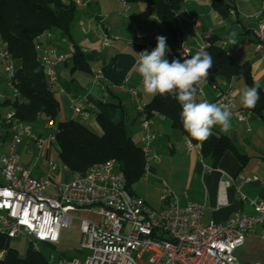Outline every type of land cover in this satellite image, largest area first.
<instances>
[{"label": "built area", "instance_id": "obj_1", "mask_svg": "<svg viewBox=\"0 0 264 264\" xmlns=\"http://www.w3.org/2000/svg\"><path fill=\"white\" fill-rule=\"evenodd\" d=\"M91 1L97 0H74L77 5ZM152 17L159 19L156 14ZM255 18L254 47L264 57V19ZM97 24L101 33L99 47L111 46L113 39L105 33L100 20L90 17L79 21L82 31L89 26L95 28ZM185 24L195 34V46L179 31ZM169 26L173 31L172 41L167 42L170 52L166 58L169 61L190 58L200 48L207 50L213 43L221 49L227 45V41L219 37L211 40L212 34L208 30L198 32L201 28L199 18L188 16L181 9L173 13ZM156 37L154 30L136 34L131 42L136 49L135 65L138 66L140 52H151L156 47ZM64 42L66 38L52 29L43 30L33 40L35 59L52 91L57 88L54 94L66 93L56 73L57 67L72 57L73 49L64 51L58 47V43ZM80 50L84 51L83 48ZM0 63L6 74V90H0L1 110L3 102L19 97L15 85L17 61L2 39ZM92 80L97 86L95 99L98 104H107L110 92L115 88L134 102L142 129L145 169L150 163H159L162 156L153 150L152 143L156 138L154 118L161 115L155 111L149 114L137 87L130 83V76L126 74L120 82L113 84L101 69H96L92 72ZM138 83L143 86L141 76ZM67 96L73 119L96 117L97 105L88 100L87 93H67ZM204 96L198 85L197 101L207 100ZM210 102L229 105L232 118L250 129V111L236 105L231 87ZM41 127V131L36 132L32 122L18 118L10 107L0 111V234L9 239L27 236L30 248L38 254L42 264H248L241 262L235 251L256 224L264 223V201L250 199L241 192L242 184L253 181L254 175L244 172L232 175L216 169L221 174V193L224 194L230 186L234 187L239 198L248 202L254 213L248 214L239 208L224 221L204 222L203 205L194 201L179 205L178 194L165 183L162 190L165 205L157 210L150 208L141 197L129 191L125 175L115 166L113 159L95 162L83 172H73L62 164V168L72 174V178L63 183L54 182L48 175L34 176L31 166L22 162L18 149L25 139H30L36 149L33 162L36 165L46 145L55 144L56 140L55 119H45ZM183 146L186 151L197 153L200 159L203 157L200 142L186 138ZM47 164L50 169L57 165L53 157L47 160ZM205 169L215 168L205 166ZM49 186L54 193L46 191ZM181 194L186 197V190ZM76 211H90L97 219L76 216ZM77 220L79 242L72 245L80 252H87L83 258L57 252L60 245L71 244L62 240L61 234L64 232L71 237ZM144 254H147L145 262L141 260Z\"/></svg>", "mask_w": 264, "mask_h": 264}, {"label": "crops", "instance_id": "obj_2", "mask_svg": "<svg viewBox=\"0 0 264 264\" xmlns=\"http://www.w3.org/2000/svg\"><path fill=\"white\" fill-rule=\"evenodd\" d=\"M93 2L78 5V7H82L83 14V17H80L78 20V26L80 27V20L96 17L101 21V26L105 33L108 34V31L110 30V27L108 26L109 23L100 17V7L98 6V2H95V6L93 5ZM184 4L185 6H183L181 10L186 15H196L199 18L201 28L198 32L208 30L212 35L225 39L227 41L225 50L228 49L227 52L234 60L238 62H249L251 73L255 81H258L261 88H264V57H261L255 50V39L253 35V31L257 26V18L255 17L258 16L259 18L264 19V0H235V8L231 10L227 17L219 16L218 13L211 8L209 0H184ZM119 5L128 10H133V5H130L128 2H119ZM151 9L153 10L152 5L146 2H137L136 6H134V10L138 11L140 14V22L146 24L145 31H137L135 36L139 32H146L149 30L155 31L157 30L156 28H158L159 34L155 31L156 36L163 35L167 37L166 42L172 41L173 31L170 26L165 25L160 19L153 18L152 15L155 14L154 10L151 14L145 13L150 12ZM119 12L121 11H118V14H120ZM121 14L123 13L121 12ZM207 18L211 19L210 23L207 22ZM229 18L232 20V24L226 22ZM166 29H168V32H166ZM179 31L192 46H195V34L189 25L185 24L180 26ZM233 32L236 33L237 43L235 45L231 44L228 39ZM135 36L126 43L119 41L114 42L116 39L111 37L113 39V44L105 48L99 47V39L98 43L93 39L88 40V50L83 46L80 47L84 49V57L90 68V71L88 72L80 70L71 71V59L57 67L56 73L59 78L58 81H63L66 86L63 88L66 93L55 94L60 105L58 120H67L65 117V111L60 104L61 95H65L68 104L67 93H87L88 100L97 105V113H102L114 121L122 119L126 131L127 126H129L127 133L131 136L132 140L134 141L135 138L141 140L142 129L140 124H138L139 118H137L136 109L129 96L115 88L110 92L107 104H98L95 99L97 86L92 80V72L96 69H101L105 77L113 84L120 82L127 74L130 76V83L135 85L134 82L137 79L139 80L140 77L138 66L134 64L136 49L131 44ZM65 38L66 42L58 43V47L64 51H72L73 47L70 48V45L68 44L76 45V43L72 39L71 42H68L67 37ZM107 48H110V50H106ZM69 61L70 63H68ZM68 65H70V68ZM242 79L241 76L227 79L223 76L215 75L210 71L208 81L201 83L199 86L204 92L205 99L209 101H214L223 90L231 87L234 91L236 105L240 108L249 110L239 102V94L241 90L248 87ZM130 102L133 104V109L130 106ZM5 110L6 108L2 107L0 111ZM71 118L72 112L68 119ZM80 120L86 122L95 132L99 134L101 133V128L96 117ZM154 120L155 123L153 128L156 132L155 139H157L160 134L166 135L167 138L165 142L167 144L170 143L171 146L167 145L170 151H173L177 146L184 147L183 143L186 140V137L180 132V130L177 132V128L171 126L170 120H167V118L162 115L155 117ZM231 122L233 126L228 133H223L219 126L214 127L213 132L227 135L233 141L237 151L248 156V160L241 172L254 175L256 178L251 182H244L241 187V192L250 199L264 201V123L262 119L252 111H250L248 116L249 130L246 129L244 123H241L234 118L231 119ZM135 126L137 128L134 129ZM21 146L22 149L20 150ZM20 147L18 150L21 160L25 165L31 166V172L34 176L48 175L54 182L58 183L69 181L72 178V174L65 171L61 166V162L57 160V149L55 144L46 145L45 150L41 154L36 165H33L36 149L31 140L25 139ZM158 148V144H156L154 145L153 150L155 149L154 151L156 152ZM158 153L161 155L160 152ZM24 156L26 158H24ZM51 157H53L57 163L55 169H50L48 167L47 160ZM206 158L209 159V163L198 161L195 154L190 153V158L187 163L188 167L186 169L188 171L187 176L186 178L179 180L181 182L179 186H181L183 190H186L187 196H183L181 190L178 193V204L185 205L188 201L202 204L204 222L210 220L224 221L239 208L245 213L253 214L254 210L251 205L239 198L234 187L230 186L226 188L224 194L221 193L219 189L221 174L216 170L217 168L210 171L205 169V166L212 167L211 159L209 157ZM169 167L168 170L171 177L168 178V180L170 181V184H173L172 179L175 177L176 169L175 167L172 169L171 166ZM150 170L159 171L158 167L152 166L151 163L148 165L146 172H150ZM226 172L229 173V171ZM163 173L167 174V170ZM69 177L70 179H68ZM165 184L167 183L165 182ZM48 189H50V191H48ZM46 191L54 193V189L51 186L47 187ZM235 255L244 263L264 264V223L256 224L252 228L243 244L236 249Z\"/></svg>", "mask_w": 264, "mask_h": 264}, {"label": "trees", "instance_id": "obj_3", "mask_svg": "<svg viewBox=\"0 0 264 264\" xmlns=\"http://www.w3.org/2000/svg\"><path fill=\"white\" fill-rule=\"evenodd\" d=\"M123 1L150 3L160 21L167 26L170 25L173 13L184 4V0ZM209 3L221 17L229 16L235 8V0H209ZM77 6L74 0H0V39L7 42L8 49L17 61L15 85L19 90L18 98L6 100L2 106L12 108L15 115L23 121L33 122L39 116L44 118L43 121L55 119V146L61 164L73 172H83L95 162L113 159L115 166L123 171L129 191L134 193L132 185L145 174V158L141 147L127 133L123 120L114 121L97 113L100 134L78 119L58 120L59 101L35 59L34 37L46 29L70 37V26ZM216 38L215 35L211 36V40ZM207 51L214 59V65L210 69L213 74L227 79L241 76L248 87L253 85L255 79L249 62L234 60L225 49L214 43ZM71 70L90 71L84 52L75 44ZM259 97L256 107L249 110L257 114L264 123V88L260 87ZM145 108L149 114L155 111L166 117L171 126L180 130L186 138L196 141L183 128L180 118L182 108L175 98L158 94L145 103ZM201 150L203 157L211 159L212 167L229 171L232 175L241 172L248 160V156L238 152L233 141L221 133L213 132L201 144ZM9 240L0 234V264H42L38 254L30 246L25 255L20 257Z\"/></svg>", "mask_w": 264, "mask_h": 264}, {"label": "rangeland", "instance_id": "obj_4", "mask_svg": "<svg viewBox=\"0 0 264 264\" xmlns=\"http://www.w3.org/2000/svg\"><path fill=\"white\" fill-rule=\"evenodd\" d=\"M64 1H67V0H64ZM95 2H98L99 4L98 6L100 7L99 8L100 17H102L106 22L109 23L108 26L110 27V30L108 31V34L110 37L116 39L114 40V42L119 41V42L126 43L127 41H130L135 36V33L137 31H145L146 24H143V22H140L139 12L134 10V6H136L137 2L130 3V5H133V10H128L124 8L123 6L119 5V2H124L123 0H97L93 2L94 6H95ZM183 6H185V4H183ZM118 11H121L123 14H118ZM145 13L151 14L153 13V10L151 9L150 12H145ZM80 17H83L82 7L77 6L75 10L74 19L70 26V37H67V41L71 42V39H72L76 43L77 46L79 47L83 46L88 50V47H89L88 40L93 39V40H96V42L98 43L99 34H101L99 31L100 26H98L97 24V26L92 29L89 26V28L86 27L85 31H82L80 27L78 26V20ZM210 20H211L210 18H207L208 23L211 22ZM226 22L229 24H232V20L230 18L227 19ZM156 29H157L155 30L156 33L159 34L158 33L159 29L158 28ZM166 32H168V29H166ZM68 45H70V48L73 47V45L70 43ZM106 50H110V48H107ZM226 51H228V49ZM68 63H70V61ZM68 66L70 68V65ZM71 71H75V70H71ZM5 76L6 74L3 71V65L0 63V90H6V87L4 84ZM242 81L244 82L243 79ZM60 82L63 88H65L66 86L64 82L61 80ZM134 83L139 91L142 101L144 103L148 102L152 96L147 94L144 91L143 86L139 85L138 79ZM56 89L57 88H53V91L56 92ZM60 104L63 107V110L65 111L66 119H68L69 115L71 114V110L68 108L65 95L60 96ZM133 104H131L130 102V106L132 109L135 107V105ZM43 119L44 118H42V116H39L36 120L32 122V125L34 126V129L36 131H41L42 129L41 124H42ZM78 120L81 121L80 118ZM81 122L87 125L89 128H91L94 131V129L90 127L86 122L84 121H81ZM138 124H139V120H138ZM128 128L129 126H127V131H128ZM135 128L137 127L135 126L134 129ZM176 130L177 132H179L178 129ZM166 138H167L166 135L160 134L158 138L154 139L152 143L153 148H154V145L158 144L159 148L157 149V151L160 152L162 155V160L160 161V163H151L152 166L158 167L159 171H151V170L150 172L147 171L145 174H143V176L137 182H135L132 185L133 192L139 197H141L142 199H144L147 202V204L150 206V208L155 209V210L160 209L161 207L165 205L164 198H163V192H162L163 184L165 182L168 184L169 188L177 194L181 190H183V188L179 186L181 184L179 180L184 179L187 176L188 171L186 169L188 167L187 163L190 158V153L195 154L196 159L198 161L209 163L208 158L202 157L200 159L197 153L188 152L184 149V147L177 146L176 148H174L175 150L173 149V151H170L167 147V145H170V143L167 144L165 142ZM134 141L140 147L143 145L142 140L135 138ZM21 149H22V146L20 147V150ZM24 158L26 157L24 156ZM169 166H171V169L173 167H175L176 169L175 177H173L172 179L173 184H170V181L168 180V178L171 177V175L169 174V170H168L170 168ZM165 170H167V174L163 173L165 172ZM68 179H70V177ZM48 191H50V189H48ZM75 215L79 217H85L88 219H97V216L90 211H76ZM77 223H78V220L76 221V224L74 226L73 235L71 237H69L67 233L62 232L61 239L65 241H70L71 244L69 243L68 245H60L57 248L58 253H63L65 256H68V257L75 256L78 258H83L87 254V252L78 251L76 248H74V245H72V244H77L79 242V231H78ZM9 242H10L11 247L17 250L18 255L20 257H23L25 255V252L30 245L29 239L25 235L11 238ZM42 249H44V247H42ZM141 260L145 262L147 260V254H144L141 257Z\"/></svg>", "mask_w": 264, "mask_h": 264}, {"label": "clouds", "instance_id": "obj_5", "mask_svg": "<svg viewBox=\"0 0 264 264\" xmlns=\"http://www.w3.org/2000/svg\"><path fill=\"white\" fill-rule=\"evenodd\" d=\"M229 42L237 43L236 33L229 36ZM156 47L148 52H140L138 72L142 77L144 91L156 95L171 96L181 105L180 118L185 131L191 138L201 144L213 135V128L220 127L223 133L232 128V111L229 105L208 100L197 101V86L207 82L214 59L205 47L200 48L190 58H166L170 52L167 37L158 35ZM261 85L254 81L250 87H245L239 94V102L248 109H254L259 100Z\"/></svg>", "mask_w": 264, "mask_h": 264}]
</instances>
